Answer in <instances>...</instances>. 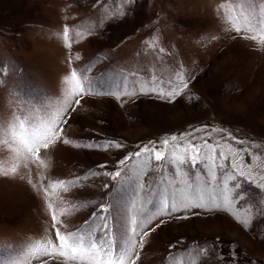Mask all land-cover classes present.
<instances>
[{
  "label": "rangeland",
  "instance_id": "374dc122",
  "mask_svg": "<svg viewBox=\"0 0 264 264\" xmlns=\"http://www.w3.org/2000/svg\"><path fill=\"white\" fill-rule=\"evenodd\" d=\"M222 3L227 0H0V115L26 113L39 120L41 110L47 118L68 107L60 127L63 138L70 141L41 150L43 163L21 166L15 177L0 176V264H64L63 257L34 254L38 243L51 239L58 244L52 214L87 204L59 216L56 227L62 233L76 231L85 221L99 225L92 214L101 204L111 205L115 215L133 198L136 181L130 176L114 188L115 182L102 173L118 170L120 159L145 146L163 150L161 141L172 136L185 146L207 141L216 148L215 153L202 150L217 157V166L213 169L211 159L196 166L186 163L185 180L217 196L225 183L240 182L243 189L236 194L247 195L230 211L192 208L159 217L154 224L160 219L166 223L145 238L137 264H165L173 255H178L180 264L193 259L196 264H264V203L259 207L254 203L264 199V190L258 194L243 177L227 180L235 159L246 166L244 171L251 167L256 180L264 183L260 180L264 176V45L229 30L223 20L226 13L219 8ZM120 10L126 15L119 16ZM111 12L117 15L110 16ZM81 25L94 34L76 39ZM64 26L70 29L71 47L60 38ZM85 68H89L84 72L86 87L91 82L98 91L115 93L135 85L136 94L117 99L114 94L89 92L73 98L80 100L79 105H67L64 78ZM174 72L188 85L174 100L138 90L141 85L152 86L153 76L170 90L168 80ZM179 84L176 81L172 87ZM106 142L122 147L87 146ZM10 144L8 138L0 146V163L5 167L16 162ZM221 152L228 159L220 158ZM141 159L148 167L140 195L146 196L144 208L152 213L169 192L181 187V177L174 165L146 155ZM84 176L88 178L68 191L51 187ZM106 183L108 188L103 187ZM249 214L252 223L245 229L236 217L246 219ZM181 216L187 218H176Z\"/></svg>",
  "mask_w": 264,
  "mask_h": 264
},
{
  "label": "snow or ice",
  "instance_id": "6c2138e0",
  "mask_svg": "<svg viewBox=\"0 0 264 264\" xmlns=\"http://www.w3.org/2000/svg\"><path fill=\"white\" fill-rule=\"evenodd\" d=\"M126 2L132 3L133 0H126ZM219 8L226 13L223 16V20L229 25V30L234 31L238 35L244 33L245 35L242 38L264 45V0H260L259 4L256 0H227V3H222ZM109 15L115 16L117 13L111 12ZM118 15L122 17L126 13L120 10ZM105 18L108 17L106 16ZM102 22L101 20L100 23ZM91 34H94V32L88 26L81 25L80 30L75 33V38L83 40L86 35ZM60 38H62L65 47L72 46L70 29L67 26L63 27ZM160 51L163 52L164 50L160 49ZM76 59H79L78 54ZM69 63H71V57H69ZM88 70L89 68H85L81 73L73 70L70 75L64 78L65 83L68 85L65 92V103L67 105L70 106L73 102L79 105L80 100H73V98L89 94V92L95 95L114 94L117 99L121 95L133 96L136 94L135 85L132 89L117 91L115 93L98 91L92 87L91 82H88L86 87L85 81H87V77L84 75V72ZM152 81V86L145 87L141 85L138 90L144 94L153 92L160 98L167 100H174L188 86L187 82L184 81V77L175 72L168 80L170 90L161 87L157 82V77L153 76ZM176 81H179L180 84L172 87ZM72 110L74 111L75 109ZM68 111V107H62L45 118V110H41V118L39 120L26 113H12L7 117L0 115V146L6 144L7 139L10 138L12 144L8 147L9 150L15 153L14 159L16 161L10 167H5L3 163H0V176L15 177L19 174L21 166L26 168L30 162L43 163L41 150H48L58 142L68 144L70 141L63 138V128L60 127L61 117ZM64 123H67V121H64ZM213 131L216 130L214 129ZM176 141V136L163 139L161 141L163 150L145 146L139 151L120 159L117 162L118 170L111 173L103 172L102 175L110 177L115 182L112 185L114 188L122 185L130 176H133L136 181L133 198L126 202L115 215H113L114 209L111 205L101 204L98 211L92 214L93 218L98 217L101 221L99 225H96L95 220H92L91 223L85 221L84 225L76 231L68 233H62L56 227L61 222L59 216L71 215L74 211H78L80 207H86L87 204L81 202L80 204L72 205L71 208L61 209L59 213L54 212L51 219L53 222L52 227L56 229L55 234L58 244H54L51 239H48L46 243H38L34 254L52 258L63 257L64 264H137V260L141 256V252L138 249L142 250L144 248L146 243L145 238L150 235V232L156 231L161 225L166 223L165 220L160 219L159 223L154 224V221L159 217L164 215L171 216L174 212L191 210L192 208H202L205 211H212L213 209L230 211L234 204L246 198L247 193L245 191H240L236 194L237 190L243 189V185L240 182L232 183L231 186L225 183L224 191L217 196L215 192L207 195L204 189L198 188L190 180H185V170L182 166L186 163L190 162L192 166H196L201 160L211 159L213 169L217 166L215 164L217 157L215 155L209 157L202 150L211 149L215 153L216 148L213 145H209L207 141L203 145L189 143L186 146L176 143ZM237 143L242 142L237 141ZM76 146L78 147L79 145ZM87 146L90 148L115 147L117 149L122 147L119 143L114 142H106L103 145L89 144ZM253 147H256V145H253ZM243 151L248 152L247 149ZM145 155L150 159L154 158L157 162H167L174 165L176 174L181 177V181H178V183H181V187L169 192L168 196L163 200L160 209L152 213H149L144 208L146 196L140 195L146 187L142 182V177L146 173L148 164L141 159ZM219 155L222 159H228L223 152ZM254 159H259V157H254ZM99 167L104 168L106 166L99 165ZM220 167H223V165H220ZM231 167L233 172L227 177L228 181H237L238 177H243L248 181L250 187L255 185L258 194L260 190H264V183L256 180L252 174L251 167H248L246 172L243 170L246 166L239 165L235 159L232 160ZM98 174L91 173V175ZM87 178V176H84L76 177L74 180L69 181L60 180L52 184L51 187L53 189L61 188L64 191H68L69 188L78 186L81 179ZM213 179H215L214 172ZM260 180H264V176H261ZM28 183L32 184V181L29 180ZM32 187L35 188L36 186L32 184ZM103 187L108 188L109 185L106 183ZM45 192L47 195L46 190ZM254 203L259 207L264 203V199L254 201ZM47 207L51 209L52 204L48 203ZM176 218L186 219L187 217L181 216ZM236 219L245 229L252 223L251 214L246 219H241L238 216ZM150 225L154 226L149 228ZM146 228L149 231H144ZM137 237H139V240H137ZM169 247L171 248L172 246L170 245ZM165 264H180L178 255L166 258ZM188 264H196V261L193 259ZM202 264H206V262L202 261Z\"/></svg>",
  "mask_w": 264,
  "mask_h": 264
}]
</instances>
